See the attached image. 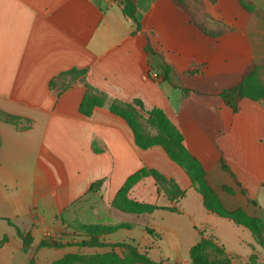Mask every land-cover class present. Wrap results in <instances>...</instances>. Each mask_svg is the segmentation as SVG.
Returning a JSON list of instances; mask_svg holds the SVG:
<instances>
[{
  "label": "crops",
  "instance_id": "crops-1",
  "mask_svg": "<svg viewBox=\"0 0 264 264\" xmlns=\"http://www.w3.org/2000/svg\"><path fill=\"white\" fill-rule=\"evenodd\" d=\"M203 1L192 21L175 0H136V28L118 0H0V113L18 119L0 118V241L7 237L0 264H29L16 227L32 234L37 250L47 235L82 221L76 207L92 184L101 183L107 205L142 168L186 192L178 212H165L188 216L196 231L232 224L205 208L186 170L162 146L138 147L128 123L108 106L83 115L87 87L162 109L212 187L228 186L235 191L230 197L250 198L257 206L264 202V99L243 98L234 113L218 96L239 83L251 63L264 70V29H250L254 15L239 0L231 9L225 0ZM147 43L155 54H147ZM163 64L174 70L170 81L163 80ZM145 183L154 190L146 177L130 192ZM189 196L196 197V207L187 210ZM153 214L149 225L159 233L164 228L151 222ZM102 216L103 226L114 225ZM119 231L104 241L149 243L144 233ZM151 245L148 254L158 244Z\"/></svg>",
  "mask_w": 264,
  "mask_h": 264
},
{
  "label": "rangeland",
  "instance_id": "rangeland-1",
  "mask_svg": "<svg viewBox=\"0 0 264 264\" xmlns=\"http://www.w3.org/2000/svg\"><path fill=\"white\" fill-rule=\"evenodd\" d=\"M182 1L194 16L199 11L203 12V0ZM231 3L232 0H225V8L231 9ZM245 3L254 7V12L251 13L254 15V22L250 29H264V0H245ZM257 76L259 82L264 86V70L260 69V67L257 71ZM90 94L103 99L104 106L109 107L115 105L121 108L124 107L123 102L109 98L104 94L102 95L93 89H90ZM139 108L141 109L140 113L144 117L141 121L144 134L149 137L161 135L154 121L148 119L150 109L145 108L140 101ZM206 177L208 178V173ZM147 178L153 180L154 190H152L150 183H145L142 188L133 194L129 192L126 199L115 200L114 198L107 205L102 196L101 184L96 185L91 193H88L84 198L80 199L79 206L76 207L78 211L80 210V219L82 221L80 222L78 219L69 229H63L58 233L47 235L45 238L52 242V246L38 248L37 250L33 247L30 250V255L35 256L37 264H56V261L68 254L73 256V259L66 264H146L144 262L129 260V252L121 246L96 248L88 246L78 247L74 245L75 243L89 240L87 233L82 231L80 229L81 227L85 225H102V217H104L102 216L103 211L114 222V225L111 227L121 226L119 233H126L127 229H132L135 233L140 232L146 234L150 239L149 243L146 245H137L136 247L141 253L147 254L150 259L156 261L157 264H190L189 250L202 239L205 240L202 253L213 263L227 261L228 264H264L263 231L256 236L245 225L236 226L231 220L232 224L216 225L215 231L208 227H199L196 231L188 216L165 212L171 211L168 209H173V212H178V206L186 195L181 197V192L175 188L172 181H167L165 178L158 177L155 174L149 175ZM234 184L237 186L235 182ZM209 185L212 186L210 183ZM225 187L228 186L223 185L221 188H213L217 191L219 199L226 209L234 210L241 208L251 217H255L261 222L264 221V202L262 200H259V206H257L253 199L244 198L243 196L230 197L229 195L232 193ZM234 193L235 191L233 190ZM195 198L189 196L186 200L185 208L187 210L196 207ZM128 201L166 208L160 209V211H156L154 214L152 213L153 216L151 218L153 224L163 226L164 229L158 233L149 225V215L151 214L138 215L126 210ZM197 232L200 235L198 242L199 236ZM109 234L111 233H107L106 235ZM106 235L99 237L101 242H105L103 237ZM37 240H39L38 237ZM242 240L245 243L249 242L250 245L247 246ZM117 243L131 244L128 239H124L123 237L111 244ZM151 244L158 245L152 247L148 254V246H152ZM176 244H180L178 251L175 250ZM160 257L164 259L160 260Z\"/></svg>",
  "mask_w": 264,
  "mask_h": 264
},
{
  "label": "trees",
  "instance_id": "trees-1",
  "mask_svg": "<svg viewBox=\"0 0 264 264\" xmlns=\"http://www.w3.org/2000/svg\"><path fill=\"white\" fill-rule=\"evenodd\" d=\"M121 2L123 6L124 14L135 24L136 28L140 27V23L137 20L136 12L137 5L136 0H118ZM212 3L216 0H210ZM177 5L181 7L193 21L194 17L189 11V9L185 6L182 0H175ZM240 5L248 12H254V7L245 3V0H239ZM201 29V27L198 25ZM147 54H155L156 52L152 49L151 45L147 43L146 45ZM162 77L163 80L170 81V75L174 72L173 68L167 64H163L162 67ZM259 70V66L256 63H251L248 65L242 75L241 81L233 86L223 89L218 93V96L221 98L223 103L230 108L234 113L238 112L240 101L243 98H250L252 100H260L264 99V86L259 82L257 71ZM200 70L197 71H189V74L200 73ZM91 87H87L86 94L80 104V112L85 116H90L93 108L102 107L105 105L104 100L97 98L90 94ZM184 92H190L188 89H183ZM199 93L197 91H193ZM103 95V94H102ZM211 95V94H207ZM124 103V102H123ZM109 109L112 113L123 118L128 125L130 126L134 139L138 147L142 149H146L152 146H162L169 157L182 168H184L192 181V185L200 192L204 197V206L208 211H211L218 216L231 220L236 225H245V227L251 229L255 235H259L262 231L264 232V221L261 222L259 219L255 217H251L241 208H237L234 210L226 209L222 202L219 199V195L217 191L209 185L207 181V172L202 163L193 156L184 146L183 144V135L177 129V127L169 120L164 111L159 108H153L148 113V119H152L157 126V129L161 132V135L155 137H149L144 134L142 129V120L144 119L143 115L140 113L141 109L139 108V101H135L133 103H124V107H118L115 105L109 106ZM0 118L4 119L7 122H11L14 124L18 123V119L16 117L0 113ZM222 166L224 170L228 171V168L225 164L224 159H221ZM157 175L158 177L165 178L167 181H172L174 183L175 188L181 192V197L186 195V192L182 190L174 180L167 179L159 172L142 168L139 171L132 174L125 181L123 186L118 190L115 196V200H124L127 198L132 187L141 181L142 179L148 177L149 175ZM101 183L92 184L90 191L94 190L96 185H100ZM230 193L233 194V189L230 187H225ZM246 195V191H243ZM166 209L161 206L151 205V204H142L136 202L128 201L126 210L129 212L143 215V214H152L156 210ZM168 209V208H167ZM172 212L173 209H168ZM7 221L10 222L8 219ZM121 228V226L111 227V226H103V225H85L80 229L85 231L89 237V240L82 241L80 243H75L74 245L78 247H114L121 246L125 248L129 252L128 257L129 260H135L138 262H144L146 264H157L156 261L151 260L147 254L141 253L136 246L131 244L124 243H105L101 242L99 237L101 235H106L107 233H113L117 229ZM17 236L23 243V248L26 253H30V250L34 243V238L31 233L25 232L18 227H16ZM86 235V236H87ZM7 241V237L4 236L0 241V246ZM59 244V243H58ZM205 244V240H200L197 244L192 246L189 252L190 264H228L227 261L222 262H211L207 259V257L202 253V247ZM52 242L47 238H43L39 244L38 248L51 247ZM73 259V256L66 255L60 260L56 261V264H66L69 263ZM29 264H37V260L35 256L30 255Z\"/></svg>",
  "mask_w": 264,
  "mask_h": 264
},
{
  "label": "built area",
  "instance_id": "built-area-1",
  "mask_svg": "<svg viewBox=\"0 0 264 264\" xmlns=\"http://www.w3.org/2000/svg\"><path fill=\"white\" fill-rule=\"evenodd\" d=\"M152 77H153L154 79H158V78H159V77H158V74H156V73H152ZM33 214H34V216H36L35 211H33Z\"/></svg>",
  "mask_w": 264,
  "mask_h": 264
},
{
  "label": "water",
  "instance_id": "water-1",
  "mask_svg": "<svg viewBox=\"0 0 264 264\" xmlns=\"http://www.w3.org/2000/svg\"><path fill=\"white\" fill-rule=\"evenodd\" d=\"M54 244V243H53Z\"/></svg>",
  "mask_w": 264,
  "mask_h": 264
}]
</instances>
